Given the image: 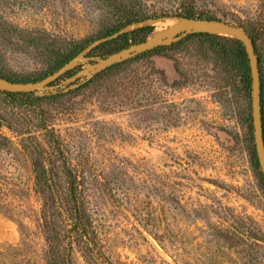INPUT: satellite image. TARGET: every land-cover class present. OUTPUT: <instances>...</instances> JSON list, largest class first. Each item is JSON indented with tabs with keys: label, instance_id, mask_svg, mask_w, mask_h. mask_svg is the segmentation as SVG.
Instances as JSON below:
<instances>
[{
	"label": "rangeland",
	"instance_id": "374dc122",
	"mask_svg": "<svg viewBox=\"0 0 264 264\" xmlns=\"http://www.w3.org/2000/svg\"><path fill=\"white\" fill-rule=\"evenodd\" d=\"M204 1L216 20L239 25L251 37L263 114L264 0ZM0 14L21 28L45 30L58 41L82 37L98 17L85 10L81 0H0ZM174 19L185 21L169 17L148 22L154 30L144 44L94 64L83 53L44 82L16 90L41 94L63 90L135 53L169 44L183 31L165 32L160 38L153 33ZM207 31L243 46L235 34ZM198 42L183 45L176 61L153 57L169 85L163 87L164 108L156 123L135 131L125 117L97 115L112 132L124 135L123 139L105 136L92 151L102 183L112 181L109 188L115 189L106 193L97 184L92 206L96 229L115 264H260L254 255L247 256L240 238L226 231L233 219L241 217H251L264 228V187L252 158L254 143L258 144L250 67L228 63L205 46L199 48ZM37 61L25 59L23 67L37 69ZM175 65L184 73H177ZM66 72L69 77L58 79ZM170 114L173 118L167 120ZM32 186L28 167L0 168V264L42 262L40 204ZM8 203L21 208L30 240L23 241L18 223L3 212Z\"/></svg>",
	"mask_w": 264,
	"mask_h": 264
},
{
	"label": "trees",
	"instance_id": "16d2710c",
	"mask_svg": "<svg viewBox=\"0 0 264 264\" xmlns=\"http://www.w3.org/2000/svg\"><path fill=\"white\" fill-rule=\"evenodd\" d=\"M81 3L85 10L97 13L95 26L82 37L62 41L45 30L21 28L0 14V80L12 85H35L56 75L83 53L91 64L104 61L144 44L154 30L153 25L146 24L151 21L169 17L216 20L204 0ZM134 25L138 27L129 29ZM194 40L200 41L199 48L205 46L228 63L238 62L247 68V55L238 41L209 32H183L169 44L135 53L63 90L41 94L0 88V168L28 167L32 190L40 204L37 226L44 251L42 262L32 264H115L96 229L92 208L97 184L106 193L115 189L109 188L112 181L102 183L104 178L97 174V159L92 151L105 136L123 139L124 135L112 132L97 115L125 117L129 128L135 131L156 123L164 108L163 87L169 85L153 57L176 61L175 54ZM25 59H37L39 67L27 71L23 67ZM175 70L184 73L176 65ZM172 118L170 114L167 120ZM261 131L264 149V113ZM252 158L260 171L256 143ZM260 179L264 187L261 172ZM5 208L3 212L18 223L23 241L30 240L22 223L21 208L9 203ZM226 231L232 238H240L248 257L254 255L260 264L264 263V228L258 222L251 217L233 219Z\"/></svg>",
	"mask_w": 264,
	"mask_h": 264
},
{
	"label": "water",
	"instance_id": "95a60500",
	"mask_svg": "<svg viewBox=\"0 0 264 264\" xmlns=\"http://www.w3.org/2000/svg\"><path fill=\"white\" fill-rule=\"evenodd\" d=\"M186 21V20H185ZM197 21H192L195 23H203L207 25H212L216 26L217 28L221 29L224 32H229L232 34H235L239 36L242 39V44L245 49V53L248 58V63L251 71V78H252V103H253V125H254V131H255V139L258 145L257 147V152H258V160L260 164V172L262 173L264 177V164L261 162L260 157H259V149L261 148L264 152L263 149V141H262V114H261V103H260V74H259V67H258V61H257V56L255 53V48L253 41L251 37L247 34L245 30L242 28H239L235 25L218 21V20H212V21H205V20H198ZM191 32H198V31H191ZM183 33V32H182ZM185 33H190V32H185ZM7 83V82H5ZM9 84V83H7ZM11 86H26V85H12ZM3 89V88H1ZM4 90H10V89H4ZM10 91H18V90H10Z\"/></svg>",
	"mask_w": 264,
	"mask_h": 264
},
{
	"label": "bare ground",
	"instance_id": "6f19581e",
	"mask_svg": "<svg viewBox=\"0 0 264 264\" xmlns=\"http://www.w3.org/2000/svg\"><path fill=\"white\" fill-rule=\"evenodd\" d=\"M207 30H212L215 33L231 34L229 32L222 31L216 26L207 25L203 23H195L192 21L177 20V19L169 20L162 28H159L153 34L156 36V38H160L162 36V33H165V32H166L165 34L172 35V33L181 32V31L183 32H191V31L208 32ZM19 87H23V86H11L5 83V81L0 80V88L16 90ZM259 157H260L261 162L264 164V152L261 148L259 149Z\"/></svg>",
	"mask_w": 264,
	"mask_h": 264
}]
</instances>
